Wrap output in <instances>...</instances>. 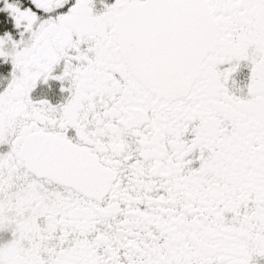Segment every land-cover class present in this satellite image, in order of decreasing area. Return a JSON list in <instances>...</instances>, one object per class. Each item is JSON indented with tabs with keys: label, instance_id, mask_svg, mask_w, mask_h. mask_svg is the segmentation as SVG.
I'll return each mask as SVG.
<instances>
[{
	"label": "snow or ice",
	"instance_id": "6c2138e0",
	"mask_svg": "<svg viewBox=\"0 0 264 264\" xmlns=\"http://www.w3.org/2000/svg\"><path fill=\"white\" fill-rule=\"evenodd\" d=\"M0 264H264V0H0Z\"/></svg>",
	"mask_w": 264,
	"mask_h": 264
}]
</instances>
